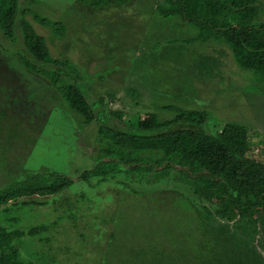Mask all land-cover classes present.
Wrapping results in <instances>:
<instances>
[{
	"label": "rangeland",
	"instance_id": "374dc122",
	"mask_svg": "<svg viewBox=\"0 0 264 264\" xmlns=\"http://www.w3.org/2000/svg\"><path fill=\"white\" fill-rule=\"evenodd\" d=\"M161 1L94 9L78 0H19L14 38L0 29V189L36 172L74 181L58 194L19 198L0 209V225L21 233L13 244L22 261L264 264V215L255 222L237 216L234 225L219 219L216 204L198 198L175 171L138 173L117 164L113 175L79 178L111 143L100 133L104 117L126 132L148 114L172 119L170 107L206 111V126L197 130L245 124L253 139L249 156L264 160V82L240 68L225 43L193 41L195 26L162 18ZM29 9L64 29L60 24L56 34ZM22 18L46 38L54 58L68 59L63 78L93 104V122L63 102L50 78L23 70L12 53L23 49ZM34 227L40 229L31 234Z\"/></svg>",
	"mask_w": 264,
	"mask_h": 264
},
{
	"label": "trees",
	"instance_id": "16d2710c",
	"mask_svg": "<svg viewBox=\"0 0 264 264\" xmlns=\"http://www.w3.org/2000/svg\"><path fill=\"white\" fill-rule=\"evenodd\" d=\"M78 1L95 9L125 6L132 0ZM18 2L0 0V29L9 39L15 35ZM156 9L164 19L179 17L195 26L198 34L193 41H218L228 45L240 68L251 70L264 82V0H162ZM28 12L58 34L60 22L49 23L31 9ZM20 27L23 49L12 53L19 56L23 70L50 78L63 102L85 123L93 122V104L80 87L64 79L68 76L64 73L68 59L54 58L46 38L25 18L20 20ZM170 109L176 111L172 119L161 120L155 113L148 114L133 120L126 132L111 128L104 117L100 133L106 134L104 137L111 143L103 149L102 159L92 169L83 170L79 178H104L117 173L119 165L129 164L130 169L138 173L159 171L161 167V171H175L183 181L189 182L198 198L215 203V212L222 218L231 220L239 216L255 222V215H264V160L249 156L253 139L248 127L229 121L215 133L197 130L196 127L206 126L209 118L206 111ZM117 115L123 118L122 112ZM174 125L183 127L170 129ZM260 154L264 159V149ZM110 163L116 164L109 166ZM73 182L72 178L58 172L30 173L0 189V209L6 210L8 204H16L19 198L58 194ZM205 206L202 209L208 212ZM199 224L204 226L203 222ZM39 229L34 227L29 232L37 233ZM20 234L0 225V264H28L19 258L13 244Z\"/></svg>",
	"mask_w": 264,
	"mask_h": 264
},
{
	"label": "flooded vegetation",
	"instance_id": "af4514ba",
	"mask_svg": "<svg viewBox=\"0 0 264 264\" xmlns=\"http://www.w3.org/2000/svg\"><path fill=\"white\" fill-rule=\"evenodd\" d=\"M256 216V215H255ZM219 219H221L222 217H220V216H217ZM223 220H226L227 221V218H222ZM229 221H232V223H233V225L235 224V221H236V219H231V220H229ZM198 256H201L200 254H197V257Z\"/></svg>",
	"mask_w": 264,
	"mask_h": 264
}]
</instances>
